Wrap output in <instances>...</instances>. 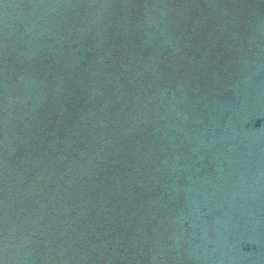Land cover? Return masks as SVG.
Returning a JSON list of instances; mask_svg holds the SVG:
<instances>
[{"label": "water", "instance_id": "water-1", "mask_svg": "<svg viewBox=\"0 0 264 264\" xmlns=\"http://www.w3.org/2000/svg\"><path fill=\"white\" fill-rule=\"evenodd\" d=\"M0 264H264V0H0Z\"/></svg>", "mask_w": 264, "mask_h": 264}]
</instances>
